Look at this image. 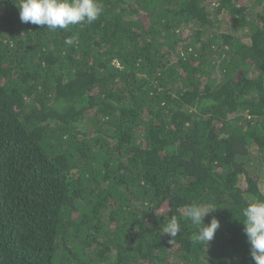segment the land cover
<instances>
[{
    "label": "trees",
    "instance_id": "1",
    "mask_svg": "<svg viewBox=\"0 0 264 264\" xmlns=\"http://www.w3.org/2000/svg\"><path fill=\"white\" fill-rule=\"evenodd\" d=\"M17 2L0 0V264H254L264 0H98L54 31ZM193 203L216 209L208 245Z\"/></svg>",
    "mask_w": 264,
    "mask_h": 264
},
{
    "label": "clouds",
    "instance_id": "2",
    "mask_svg": "<svg viewBox=\"0 0 264 264\" xmlns=\"http://www.w3.org/2000/svg\"><path fill=\"white\" fill-rule=\"evenodd\" d=\"M16 6L21 22L47 26V29L52 31L83 22L91 24L103 11L98 0H18ZM75 40V37H68L64 42L71 46ZM214 210L216 209L211 204L193 203L186 206L187 218L197 228L193 236L196 242L208 245L221 227L220 221L215 217L211 219L210 224L204 223V218ZM242 216L244 233L251 248L254 264H264V200L249 202L242 209ZM162 232L173 238L177 237L180 223L176 215L166 217Z\"/></svg>",
    "mask_w": 264,
    "mask_h": 264
}]
</instances>
